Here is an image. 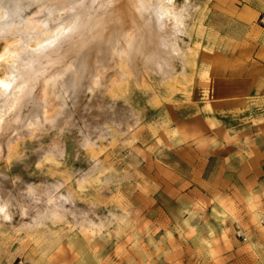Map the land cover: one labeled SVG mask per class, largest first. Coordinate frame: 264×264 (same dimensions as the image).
Segmentation results:
<instances>
[{
  "label": "rangeland",
  "instance_id": "rangeland-1",
  "mask_svg": "<svg viewBox=\"0 0 264 264\" xmlns=\"http://www.w3.org/2000/svg\"><path fill=\"white\" fill-rule=\"evenodd\" d=\"M175 5L186 18L184 72L177 59L169 78L110 66L73 103L55 82L45 114L0 135V264H203V200L237 185L227 164L236 154L180 145L175 119L203 114L218 75L242 60L264 66V0ZM251 186H236L242 223L220 264H264V218L253 222L256 206L251 220L243 200Z\"/></svg>",
  "mask_w": 264,
  "mask_h": 264
},
{
  "label": "bare ground",
  "instance_id": "bare-ground-1",
  "mask_svg": "<svg viewBox=\"0 0 264 264\" xmlns=\"http://www.w3.org/2000/svg\"><path fill=\"white\" fill-rule=\"evenodd\" d=\"M183 17L175 0H0L7 70L0 77V135L45 114L51 102L44 94L55 82L73 103L81 88L102 84L110 66L135 78L152 70L169 78L177 59L184 72ZM256 198L247 197L254 213ZM231 211L232 203L220 198L211 208L217 215Z\"/></svg>",
  "mask_w": 264,
  "mask_h": 264
},
{
  "label": "crops",
  "instance_id": "crops-1",
  "mask_svg": "<svg viewBox=\"0 0 264 264\" xmlns=\"http://www.w3.org/2000/svg\"><path fill=\"white\" fill-rule=\"evenodd\" d=\"M237 66V70L231 69L218 75L221 79L218 83L220 86L217 84V94L211 100H205V103L203 100V114L190 115L183 121L175 119V134L180 145L186 148L190 146L193 151L208 153L220 152L227 147L232 149L236 156L227 164L238 170V173H232L236 176L233 184L252 185L246 190L243 200L246 206L248 194L252 192L257 197L256 219H251L246 206L250 219L257 222L264 218V66L259 65V62L250 64L244 60ZM256 105L259 107L257 110L254 109ZM209 107L212 111L208 110ZM246 137V148L237 144L241 138ZM211 183L203 179V184ZM236 186L231 192H213L215 195L203 200V226L211 232L203 236L207 240L203 241L207 255L203 258V264H220L225 261L219 249H223L224 242H233L229 239L233 223H242L238 204L240 198L236 194L240 187ZM218 197L232 202L231 213L217 215L210 211L212 202Z\"/></svg>",
  "mask_w": 264,
  "mask_h": 264
}]
</instances>
